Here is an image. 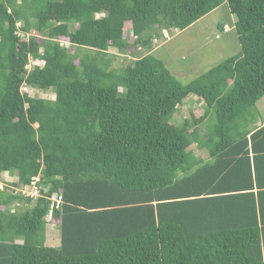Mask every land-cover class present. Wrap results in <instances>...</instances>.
Masks as SVG:
<instances>
[{
    "label": "trees",
    "instance_id": "obj_1",
    "mask_svg": "<svg viewBox=\"0 0 264 264\" xmlns=\"http://www.w3.org/2000/svg\"><path fill=\"white\" fill-rule=\"evenodd\" d=\"M225 3L240 53L181 83L154 39ZM112 47L147 54L114 70ZM189 96L203 115L170 123ZM263 97L264 0H0V180L17 178L0 188V264H264V126H245ZM38 176L36 200L16 193Z\"/></svg>",
    "mask_w": 264,
    "mask_h": 264
},
{
    "label": "rangeland",
    "instance_id": "obj_2",
    "mask_svg": "<svg viewBox=\"0 0 264 264\" xmlns=\"http://www.w3.org/2000/svg\"><path fill=\"white\" fill-rule=\"evenodd\" d=\"M22 0H18V4ZM50 0H38V4L43 5L45 2ZM31 2V1H30ZM31 10L26 12L27 16L30 17V21L34 23L32 18ZM98 18L102 17V14L97 15ZM50 19L55 20V14H51ZM235 17L229 14L227 3L223 4L219 9L210 13L197 23L193 24L184 31L179 30H163L162 37L160 39H154L153 42V53L154 56L164 61L167 68L176 77L178 81L183 84H187L192 80L199 77L204 72L208 71L212 67L220 64L225 59L238 55L241 51L240 44L237 40L236 31L233 27ZM225 23L227 33L220 32L218 29L219 24ZM38 37V40L42 43L43 37L32 31ZM125 37L127 41L133 42L134 36L130 29L125 30ZM61 44L66 46L71 53L76 51V47L70 45L67 39L61 40ZM82 54L89 53L92 56L101 57L95 51L87 52L86 50L81 51ZM133 48H130L125 53H120L116 48H110L109 52L104 56V61H110V68L114 70H121L131 65L137 57H143L147 54L146 50H140L137 56H133ZM25 88V87H24ZM26 90V89H25ZM36 97L55 99L53 91L30 92ZM256 108L258 111V118L256 122H252L249 125L246 123V129L252 130L260 125L264 121V97L257 102ZM205 110V105L195 96H189L183 103L182 106L177 108L176 113L172 116L170 123L175 125H182L184 120L199 119ZM204 125L198 126L200 128V134L202 138L207 137V124H215V118L209 117L207 121L203 122ZM192 153L195 157L202 158L204 160L209 158L208 152L204 149H200L199 146L194 145ZM193 159V157H191ZM9 176H14L9 174ZM8 174L2 177L0 180V186H11L8 183L17 180L16 176L10 178ZM20 194V192H18ZM16 207V208H15ZM31 204L26 202L16 203L12 206V210H25L31 208ZM59 222H47L45 231V241L48 246L57 247L60 244V230ZM58 242H55V240ZM60 246V245H59Z\"/></svg>",
    "mask_w": 264,
    "mask_h": 264
},
{
    "label": "built area",
    "instance_id": "obj_3",
    "mask_svg": "<svg viewBox=\"0 0 264 264\" xmlns=\"http://www.w3.org/2000/svg\"><path fill=\"white\" fill-rule=\"evenodd\" d=\"M39 182H40V177H34L31 184L25 187H22L17 190L20 192V195L26 197V198H32L36 200L40 195V187H39ZM62 204V197L58 195H54L52 198V203L50 206L49 213L47 215V221L48 222H53V213L55 209H59Z\"/></svg>",
    "mask_w": 264,
    "mask_h": 264
},
{
    "label": "crops",
    "instance_id": "obj_4",
    "mask_svg": "<svg viewBox=\"0 0 264 264\" xmlns=\"http://www.w3.org/2000/svg\"><path fill=\"white\" fill-rule=\"evenodd\" d=\"M261 126H264V121H262L261 123H260V125H257L256 126V128H259V127H261ZM8 174V176H9V173H7ZM6 175V174H5ZM5 175L3 176V177H5ZM10 177V176H9ZM14 176H11L10 178H13ZM13 181H15V180H13ZM12 181V182H13ZM10 183H11V180H10ZM2 187V185L0 186V188ZM59 241V239H57V241L55 240V242H58ZM45 243H46V241H45ZM47 245V244H46ZM60 245V244H59ZM59 245L57 246V247H59Z\"/></svg>",
    "mask_w": 264,
    "mask_h": 264
},
{
    "label": "clouds",
    "instance_id": "obj_5",
    "mask_svg": "<svg viewBox=\"0 0 264 264\" xmlns=\"http://www.w3.org/2000/svg\"><path fill=\"white\" fill-rule=\"evenodd\" d=\"M48 222V221H47Z\"/></svg>",
    "mask_w": 264,
    "mask_h": 264
}]
</instances>
